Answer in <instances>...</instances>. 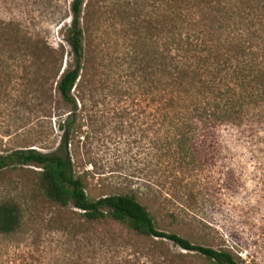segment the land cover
Wrapping results in <instances>:
<instances>
[{"label": "trees", "instance_id": "obj_1", "mask_svg": "<svg viewBox=\"0 0 264 264\" xmlns=\"http://www.w3.org/2000/svg\"><path fill=\"white\" fill-rule=\"evenodd\" d=\"M178 1L167 0L173 4H160L148 18L131 20L145 35L135 31L131 50L122 57L101 58L88 25H81L84 0H72L64 33L72 63L64 69L61 45L53 48L40 37L18 33L12 22H0V105L11 99L25 109L26 101L10 95L9 86L16 78H26L47 94L44 102L27 110L38 115L36 121L48 118L50 123L45 137L41 131L22 133L11 147L2 146L0 139V174L28 171V193L0 196V239L36 235L55 226L95 234L100 247L121 254L115 264H138L140 256L153 262L164 241L192 253L201 264H244L233 247H213L207 237L178 227L176 214L165 204L167 196L161 200L137 190L95 193L85 176L92 172L79 153L85 133L81 112L101 90L96 81L101 74L109 79L114 72L121 78L115 93L141 95L147 114L156 116L152 146L169 161V175L199 164L194 144L202 127L239 126L264 114V0ZM52 92L68 112L54 114ZM87 137L88 132L82 145ZM55 141L50 151L35 147ZM70 207L77 212H69Z\"/></svg>", "mask_w": 264, "mask_h": 264}, {"label": "rangeland", "instance_id": "obj_2", "mask_svg": "<svg viewBox=\"0 0 264 264\" xmlns=\"http://www.w3.org/2000/svg\"><path fill=\"white\" fill-rule=\"evenodd\" d=\"M71 2L0 0V22H12L18 33L40 37L53 48L61 45L64 69L72 63L70 47L64 38L71 20ZM190 2L195 0L177 3ZM160 4L173 2L84 0L81 25H88L95 52L101 51V58L104 54L122 57L131 50L135 31L140 37L145 35L142 26L134 28L130 21L148 18ZM138 48L141 50L140 45ZM104 78L105 74L96 77L101 90L81 112L85 117L82 129L88 132V137L82 145L85 133L81 136L79 153L87 161L85 169L92 172L85 176L95 193L137 190L155 193L161 200L167 196L170 201L165 204L176 214L178 227L207 237L213 247H233L244 264H264V114L244 120L239 126L202 127L194 144L199 164L189 172L169 175V161L160 158V152L152 146L157 136V127L152 125L156 116L147 114L141 95L125 97L115 93L121 78H116L114 72L109 79ZM9 89L10 95L23 97L27 104L24 109L15 106V100H7L11 105L1 101V145L16 146L19 143L16 136L22 133L32 136L41 131V137H45L49 119L36 121L38 115L31 111L35 103L45 101L47 94L42 89L35 90L26 78H16ZM51 103L54 114L68 112L53 92ZM30 108L31 111L27 110ZM54 118L51 126L55 129ZM55 134L54 130L57 140ZM55 145L56 141L35 147L50 151ZM27 172L0 174V196L22 197L28 193ZM36 206L41 204L36 202ZM69 210L77 212L72 207ZM96 240L92 233L49 226L40 234H21L10 241L0 239V264H115L121 254L100 247ZM158 246L161 248L156 251L155 261L140 256L138 264H201L199 258L169 241Z\"/></svg>", "mask_w": 264, "mask_h": 264}]
</instances>
